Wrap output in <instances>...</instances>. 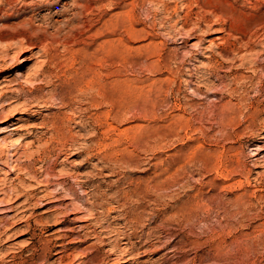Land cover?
Returning a JSON list of instances; mask_svg holds the SVG:
<instances>
[{
	"label": "rangeland",
	"instance_id": "1",
	"mask_svg": "<svg viewBox=\"0 0 264 264\" xmlns=\"http://www.w3.org/2000/svg\"><path fill=\"white\" fill-rule=\"evenodd\" d=\"M107 40L130 48L120 98L110 61L73 83ZM252 64L264 68V0H0V264H264ZM99 76L113 99L90 89ZM230 101L258 107V124L224 126ZM184 112L190 127L172 135ZM29 132L12 163L6 148Z\"/></svg>",
	"mask_w": 264,
	"mask_h": 264
},
{
	"label": "bare ground",
	"instance_id": "2",
	"mask_svg": "<svg viewBox=\"0 0 264 264\" xmlns=\"http://www.w3.org/2000/svg\"><path fill=\"white\" fill-rule=\"evenodd\" d=\"M34 3V2H33ZM10 6H12L11 4H10V2L8 3ZM9 6V7H10ZM30 6H31V4H30ZM35 6H38V4L36 5V4H34L33 5V7H35ZM8 7V8H9ZM18 9V8H17ZM13 11V10H12ZM16 11V10H15ZM13 13V12H12ZM133 13V12H132ZM128 14V13H127ZM10 15V14H9ZM134 15V14H133ZM124 17V16H123ZM30 18V17H29ZM115 19V18H114ZM113 19V20H114ZM26 20V19H25ZM132 15L131 14H129V15H127V17L126 18H122V22L123 23H128V25L126 26V31L128 32H126L127 33V35L126 36H128V34L130 35V36H136V34H137V36H139L138 34H139V30H137L136 28H135V25L132 23ZM116 22H117V20H116ZM119 22V21H118ZM118 22H117V24H118ZM134 22V21H133ZM32 20H28L27 22H24V23H21L20 24V29H26V27H28L26 30H33V26H32ZM19 24V23H18ZM116 24V25H117ZM120 24V23H119ZM194 26V25H193ZM108 27H109V25H108ZM112 27H114V26H112ZM111 27V28H112ZM107 28V27H106ZM143 29V28H142ZM15 30V29H14ZM18 30V29H17ZM17 30H16V32H17ZM106 30H108V29H106ZM111 30V29H110ZM113 30V29H112ZM124 30V29H123ZM45 31V30H44ZM109 31V30H108ZM22 32V31H21ZM46 32V31H45ZM99 32V31H98ZM97 32V33H98ZM109 32H111V31H109ZM34 33H36V32H34ZM116 33V32H115ZM30 34H32V33H30ZM101 34V33H100ZM114 34V33H113ZM33 35V34H32ZM129 37V36H128ZM132 37H131V39H132ZM121 39V38H120ZM112 40V39H111ZM118 39H116V41H117ZM124 40V39H123ZM132 40H134V38L132 39ZM108 41V40H107ZM104 44V43H103ZM102 44V45H103ZM150 47H152L151 48V50H149L150 51V53L152 54V55H155L156 54V51L158 50V48H159V46L156 44V45H153V46H150ZM100 49H98V50H96V51H94V52H92L91 54H90V61H91V63H93V66L92 65H87V66H85V68H84V70H83V72H81L82 74L78 77V78H76V80L74 79V85L76 86V84H78V83H80L81 81H85V78H86V76H88L90 73L93 75L94 73H93V71H94V65L96 64V63H100V62H102V61H110L111 63H112V65H113V67H112V69L113 70H111V69H108L107 71H105V75H103L106 79H108V78H115V80L113 81L114 83H115V90H116V95H114V93H112L111 91H110V89H111V86H108V84L109 83H107L106 81V79L104 78L103 79V77L101 76V79H100V76H99V78L98 79H100V80H98V82L97 81H95L96 82V84H95V82L93 81V80H91L90 82H89V86H90V89H92L93 90V88L94 89H96L97 90V92H98V94L100 95V97H101V99L104 101V100H106V101H109L110 100V98L111 99H113V95L115 96V98H120V94L122 93V84H121V78H122V76H123V73H122V69L124 70V68H122V66H123V64L127 61V59H128V56H127V51L128 50H130V48L128 47V45L127 44H122V42L119 40L118 41V43H116L115 41L114 42H112V41H108L107 43H105L103 46H101V47H99ZM145 48V47H144ZM161 50V49H160ZM147 51V50H146ZM145 53V52H144ZM148 54H149V52H147ZM146 53V54H147ZM18 54H19V52H16L14 55H13V58L15 57V59H16V57H19L18 56ZM89 55V54H88ZM160 56V55H159ZM147 57V56H146ZM151 57H153V56H151ZM150 57V58H151ZM161 60V59H160ZM88 61V60H87ZM94 62H96V63H94ZM129 63H130V61H129ZM107 64H109V63H107ZM155 64V63H154ZM164 64V63H163ZM258 64V63H257ZM257 64H252L251 66H249L248 67V69H250L251 71H252V73L254 74V76H253V78H256V77H258L259 76V72L260 71H263V69L264 68H260ZM99 65V64H98ZM101 65V64H100ZM125 65V64H124ZM246 65V64H245ZM157 66H158V64H157ZM1 68H0V73L1 72H3V71H6L7 69L4 67V65H1L0 66ZM105 67V66H104ZM111 67V66H110ZM109 67V68H110ZM125 67V66H124ZM43 68L44 67H41L40 69H39V71H37V73L36 74H34V77L35 78H37L38 79V77H41V76H44L45 75V73H44V71H43ZM99 68V67H98ZM108 68V67H107ZM107 68H105V69H107ZM152 68V67H151ZM217 71V70H216ZM77 72V71H76ZM103 72V71H102ZM71 74V73H70ZM101 74V73H100ZM103 74V73H102ZM101 74V75H102ZM98 76V75H97ZM33 77V78H34ZM75 77V76H74ZM239 77V76H238ZM238 77L236 78V79H238ZM72 78H73V76H72ZM221 78V77H220ZM243 77H241V79H242ZM250 78V77H249ZM253 78L250 80V82H252L253 81ZM104 81H103V80ZM109 79V80H110ZM219 79V78H218ZM244 79V78H243ZM32 80V79H31ZM45 80V79H44ZM106 80V81H105ZM108 80V81H109ZM112 80V79H111ZM221 80H222V78H221ZM73 81V80H72ZM36 83V82H35ZM85 83V82H84ZM248 83V82H247ZM250 84V83H249ZM252 84H253V82H252ZM71 85V84H70ZM85 85V84H84ZM87 85V84H86ZM111 85V84H110ZM114 86V85H113ZM252 86V85H251ZM87 87V86H86ZM71 88H73V87H71ZM243 88V87H242ZM239 89V88H238ZM237 89V90H238ZM248 90V89H247ZM245 91V90H244ZM92 92V91H91ZM239 92V91H238ZM237 92V93H238ZM247 92V91H246ZM234 93H236V88L230 93V97H232L233 96V94ZM244 93V92H243ZM249 93V92H248ZM93 95V94H92ZM112 95V96H111ZM235 95V94H234ZM117 96V97H116ZM56 97V96H55ZM240 97V96H239ZM14 98H15V96H14ZM95 99V98H94ZM109 99V100H108ZM10 99H4V102L6 103V102H8ZM118 99H116V103H117V105H118V107L121 105V104H118L119 102L117 101ZM240 101H239V104H243V102H245L246 101V96H241L240 97V99H239ZM101 101V100H100ZM104 103V102H103ZM238 104V103H237ZM27 105V104H26ZM35 105V104H34ZM23 106V105H22ZM226 106H229V107H226L225 109V111H222V113L220 114L221 115V120H222V123H223V125L224 126H226V127H230V126H232L234 123H236L237 122V120L239 119V117L240 116H246L247 117V120H246V123H248L249 125L248 126H250V127H255L256 126V124H258L257 122H258V120H259V118H260V110L258 109V107L257 108H255V107H253V106H251V105H247V106H245V110H246V112H244V110H242V108L243 107H241V105L240 106H237L236 104H231V101L228 103V105H226ZM40 107V106H39ZM176 107V106H175ZM26 108V107H25ZM25 108H23L22 107V109L23 110H26ZM34 108V107H33ZM19 109H21V107L19 108ZM175 109V108H174ZM176 111V110H175ZM184 111H186V110H184ZM119 112H120V110H119ZM174 112V111H173ZM12 115H14V114H12ZM173 116H175V115H173ZM215 118V117H214ZM189 124H190V119H188V118H186L185 117V112H184V115H182V116H179L178 118H176V119H174V121H173V123L171 122V133H172V135H175V136H177L178 135V133L180 132V130H183V129H187V128H189L190 126H189ZM234 127V126H233ZM59 128V127H58ZM248 128V127H247ZM13 131H15V132H22L23 131V128H22V126H15L13 129H12ZM58 129L56 128V131H57ZM11 131V130H10ZM12 131V132H13ZM30 131V130H29ZM59 131V130H58ZM33 132H29L28 134H25L24 136H22L21 138H18L17 140H14L13 142H11L10 144H9V146L6 148V156H7V158L12 162V163H15V156H17V154H19V152L22 150V149H24V142L26 141V140H28L33 134H32ZM70 135V134H69ZM70 141V140H69ZM64 148H65V145L63 144L62 145ZM68 148V147H67ZM82 148V147H81ZM87 148V147H86ZM78 149V148H77ZM82 149H84V148H82ZM72 154V153H71ZM74 154V153H73ZM25 156V155H24ZM110 156V155H109ZM21 157V156H20ZM26 157H31V158H33V155H30V156H26ZM112 157V156H111ZM1 159V158H0ZM107 161V160H106ZM120 161V160H119ZM235 161V160H234ZM1 162V161H0ZM210 162V161H209ZM208 162V163H209ZM219 162V161H218ZM239 162V161H238ZM241 162H243V161H241ZM214 164V163H213ZM238 164V163H237ZM18 170H21L22 168H23V166H24V164L22 163V162H18ZM185 165V164H184ZM218 165V164H217ZM209 166V165H208ZM211 166V165H210ZM209 166V167H210ZM213 166V165H212ZM207 167V166H206ZM218 167V166H217ZM264 167V166H263ZM12 168H15V165H13L12 166ZM47 168H48V166H47ZM213 169V168H212ZM224 169V168H223ZM225 169H226V167H225ZM29 170V169H28ZM229 170V169H228ZM246 170V169H245ZM249 170V169H248ZM44 171V170H43ZM222 172V171H221ZM248 172H250V171H248ZM26 173H28V172H26ZM31 173V172H30ZM30 173H28V175L30 174ZM46 173V175H47V178H48V176H49V173L46 171L45 172ZM175 174V173H174ZM249 174V173H248ZM246 176V175H245ZM6 177H8V176H6ZM51 177V176H50ZM250 178V177H249ZM49 180V179H48ZM262 180H264V176H262ZM50 181V180H49ZM49 181H47L48 183H49ZM165 182V181H164ZM249 182V181H248ZM176 183V178H175V175L174 176H172V184H175ZM50 184H51V182H50ZM49 184V185H50ZM52 184H53V182H52ZM77 184H79V183H77ZM82 184L83 185H86L87 184V182L85 181V182H82ZM43 185V184H42ZM60 185V184H59ZM146 185V184H145ZM169 185V184H168ZM78 186V185H77ZM58 187V186H57ZM60 187V186H59ZM150 187V186H149ZM146 188V187H145ZM155 188V187H154ZM68 189V188H67ZM156 190V189H155ZM67 192V191H66ZM145 192V191H144ZM70 194V193H69ZM69 194H67V195H69ZM74 194V193H73ZM115 194V193H114ZM85 195H86V192H85ZM84 195V196H85ZM130 195V194H129ZM66 196V195H65ZM71 196V195H70ZM72 196H74V195H72ZM77 198V197H76ZM59 199V198H58ZM55 201V200H54ZM80 201V200H79ZM85 201V200H84ZM194 201V200H193ZM56 202V201H55ZM111 202V201H110ZM88 203V202H87ZM91 203H93V202H91ZM98 203V202H97ZM88 204H90V203H88ZM110 204V203H109ZM192 204V203H191ZM97 205V204H96ZM95 205V206H96ZM201 205V204H200ZM193 207V206H192ZM196 207V206H195ZM88 208V207H87ZM189 208V207H188ZM104 209V208H103ZM198 209V208H197ZM108 211H109V209H108ZM192 212H194V208H193V210L191 209L189 212H188V215H190V214H192ZM198 212V211H197ZM197 212H195V213H197ZM182 214V213H181ZM198 214V213H197ZM200 216V215H199ZM186 217V216H185ZM191 217V216H190ZM131 237V236H130ZM119 248V247H118ZM115 249V248H114ZM221 249V248H220ZM219 249V250H220ZM114 251V250H113ZM220 252H222V251H220Z\"/></svg>",
	"mask_w": 264,
	"mask_h": 264
}]
</instances>
